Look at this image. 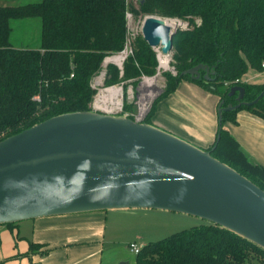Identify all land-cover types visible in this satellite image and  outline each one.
I'll use <instances>...</instances> for the list:
<instances>
[{"label":"trees","instance_id":"obj_1","mask_svg":"<svg viewBox=\"0 0 264 264\" xmlns=\"http://www.w3.org/2000/svg\"><path fill=\"white\" fill-rule=\"evenodd\" d=\"M137 5L134 9L127 0H41L0 6V141L55 116L93 111L96 90L91 82L106 58L123 51L128 10L143 17L183 19L189 26L177 29L172 36L171 66L175 75L165 74V89L152 103L143 123L151 125L157 102L175 92L183 80L217 96L222 108L236 104V95L228 96L234 86L244 89L243 103L254 101L264 91V84L240 81L249 70L264 71V0H137ZM28 18L40 19L39 47L13 48L10 22ZM132 54L121 69L106 66L105 86L155 75L156 55L142 38L135 42ZM197 65L209 68L207 80L204 72H200V80L181 76ZM240 110L264 120V96L254 105L223 111L215 140L205 151L264 191V168L252 163L223 129L226 122H235ZM39 248L29 244L30 251ZM135 261L264 264V250L208 224L142 246Z\"/></svg>","mask_w":264,"mask_h":264},{"label":"water","instance_id":"obj_2","mask_svg":"<svg viewBox=\"0 0 264 264\" xmlns=\"http://www.w3.org/2000/svg\"><path fill=\"white\" fill-rule=\"evenodd\" d=\"M176 31V30H175ZM175 31L145 17L147 45L172 52ZM204 79L197 65L181 76ZM243 103L244 89L228 96ZM217 140L219 135H217ZM160 210L197 217L264 250V191L208 151L146 123L96 112L52 117L0 141V226L39 218L109 210Z\"/></svg>","mask_w":264,"mask_h":264},{"label":"crops","instance_id":"obj_3","mask_svg":"<svg viewBox=\"0 0 264 264\" xmlns=\"http://www.w3.org/2000/svg\"><path fill=\"white\" fill-rule=\"evenodd\" d=\"M257 74L249 70L240 81L264 84L257 81ZM217 107V96L183 80L175 92L159 102L151 126L205 151L218 130ZM223 129L252 163L264 168L263 119L240 110L235 122H226ZM105 214L54 216L19 222L13 227L0 226V264H117L118 256L115 260L105 256L101 231ZM31 243L41 248L30 251ZM43 251L47 252L41 254Z\"/></svg>","mask_w":264,"mask_h":264},{"label":"rangeland","instance_id":"obj_4","mask_svg":"<svg viewBox=\"0 0 264 264\" xmlns=\"http://www.w3.org/2000/svg\"><path fill=\"white\" fill-rule=\"evenodd\" d=\"M40 1L41 0H0V6H20L38 3ZM127 1L133 3L134 9L138 8L137 0ZM125 17L126 39L123 51L127 52V54H125L127 58L133 55L132 52L135 42L142 38L141 28L145 17L140 14L135 15L129 10L126 12ZM165 20L166 22H174L171 31L189 28L186 20L169 18ZM10 27L11 34L9 42L13 48L37 49L39 47L41 31L39 18L12 20L10 22ZM153 51L157 59L156 73L151 77H141L138 82L129 81L105 86L104 78L106 66L108 64L114 65L112 62L105 61L106 59L121 56V53L106 58L102 64L101 72L95 76L91 82L93 89L96 90L91 104L92 112L106 114L109 113L108 111L112 110V114L131 118L132 120H135L140 115L145 117L152 103L165 89V74L169 73L172 76L175 75V70L171 66L172 52L164 56L161 54L160 48L153 49ZM153 78L155 80L151 82ZM256 78L257 81L264 82V71L257 74ZM145 79L146 82L148 81L147 83H144ZM111 88H113V90L116 89V95L113 96L108 92V89ZM147 90L151 93L145 97L143 94ZM162 100H159L157 105ZM157 129L161 130L160 128ZM163 132L168 133L167 131ZM97 212L106 213L101 228L104 238L105 256L107 257V255H109L110 260H115L118 256L120 259L117 264H136V256L128 249L130 243H135L137 246H144L150 242L160 241L175 233L210 224L197 217L160 210L136 209Z\"/></svg>","mask_w":264,"mask_h":264},{"label":"built area","instance_id":"obj_5","mask_svg":"<svg viewBox=\"0 0 264 264\" xmlns=\"http://www.w3.org/2000/svg\"><path fill=\"white\" fill-rule=\"evenodd\" d=\"M197 24H199V21H197ZM125 54H127V52L126 51H122L121 52V56L114 57L112 59L110 58V59H108L109 60L108 62H112L115 66H117L119 69H121L123 62L126 59ZM262 67L264 68V65H262ZM119 110H121V109H119ZM111 111H108L109 113H106V114L107 115L116 116V115L112 114ZM144 118L145 117H143V115H140L133 121L136 122V123H143ZM128 249H129V251L131 253H133L136 256L139 253L141 247L137 246L135 243H130L129 246H128Z\"/></svg>","mask_w":264,"mask_h":264},{"label":"bare ground","instance_id":"obj_6","mask_svg":"<svg viewBox=\"0 0 264 264\" xmlns=\"http://www.w3.org/2000/svg\"><path fill=\"white\" fill-rule=\"evenodd\" d=\"M173 23H174L173 21H168V22H166V24H167L171 29L173 28ZM164 56H167V55H164ZM108 61H109V60L106 59L105 62H108ZM154 80H155V79L153 78V81L151 80V82H154ZM147 82H148V81H147ZM147 82H146V79H145V80H144V83H147ZM115 90H116V89H115ZM115 90H113V88H111V89H108V92H109L111 95L114 96V95H116V93H117V92H115ZM146 92H147V93H146ZM146 92H144V94H143V96H145V97L148 96V95H150V93H151V92H149L148 90H147ZM111 95H110V96H111ZM111 97H112V96H111ZM141 112H142V111H141Z\"/></svg>","mask_w":264,"mask_h":264}]
</instances>
